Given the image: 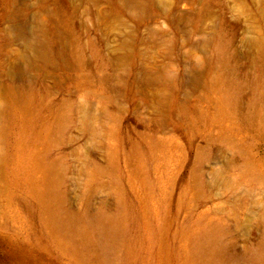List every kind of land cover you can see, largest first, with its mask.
Here are the masks:
<instances>
[{"label":"rangeland","instance_id":"rangeland-1","mask_svg":"<svg viewBox=\"0 0 264 264\" xmlns=\"http://www.w3.org/2000/svg\"><path fill=\"white\" fill-rule=\"evenodd\" d=\"M0 264H264V0H0Z\"/></svg>","mask_w":264,"mask_h":264},{"label":"bare ground","instance_id":"bare-ground-1","mask_svg":"<svg viewBox=\"0 0 264 264\" xmlns=\"http://www.w3.org/2000/svg\"><path fill=\"white\" fill-rule=\"evenodd\" d=\"M24 42H25V44L27 45V47H30V44H28L27 42H26V40H23ZM26 59V58H25ZM87 118V117H86Z\"/></svg>","mask_w":264,"mask_h":264}]
</instances>
